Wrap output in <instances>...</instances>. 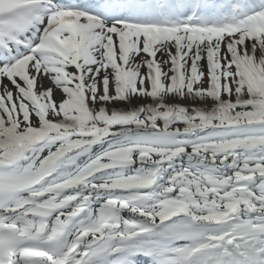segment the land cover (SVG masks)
<instances>
[{"label":"snow or ice","instance_id":"1","mask_svg":"<svg viewBox=\"0 0 264 264\" xmlns=\"http://www.w3.org/2000/svg\"><path fill=\"white\" fill-rule=\"evenodd\" d=\"M0 264H264V0H0Z\"/></svg>","mask_w":264,"mask_h":264}]
</instances>
